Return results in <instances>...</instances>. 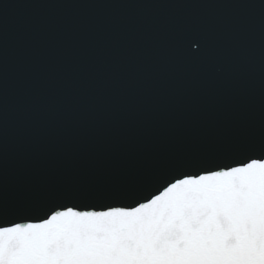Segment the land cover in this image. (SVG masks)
<instances>
[{"label":"snow or ice","instance_id":"snow-or-ice-1","mask_svg":"<svg viewBox=\"0 0 264 264\" xmlns=\"http://www.w3.org/2000/svg\"><path fill=\"white\" fill-rule=\"evenodd\" d=\"M209 6L242 16L233 30L259 44L220 52L210 28L184 31L196 64L225 58L219 86L43 142L10 103L0 5V264H264V0Z\"/></svg>","mask_w":264,"mask_h":264},{"label":"water","instance_id":"water-1","mask_svg":"<svg viewBox=\"0 0 264 264\" xmlns=\"http://www.w3.org/2000/svg\"><path fill=\"white\" fill-rule=\"evenodd\" d=\"M231 2L0 0L10 5L9 99L16 119L49 142L199 102L203 88L219 86L226 61L196 64L185 30L210 28L220 52L235 41L258 51V39L233 30L246 23L242 16L209 6Z\"/></svg>","mask_w":264,"mask_h":264}]
</instances>
